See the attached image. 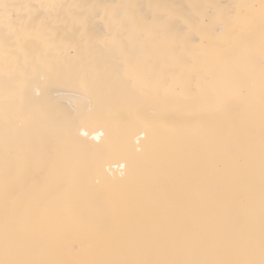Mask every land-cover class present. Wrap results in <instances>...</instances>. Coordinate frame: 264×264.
Listing matches in <instances>:
<instances>
[{"label":"bare ground","instance_id":"1","mask_svg":"<svg viewBox=\"0 0 264 264\" xmlns=\"http://www.w3.org/2000/svg\"><path fill=\"white\" fill-rule=\"evenodd\" d=\"M0 264H264V0H0Z\"/></svg>","mask_w":264,"mask_h":264}]
</instances>
